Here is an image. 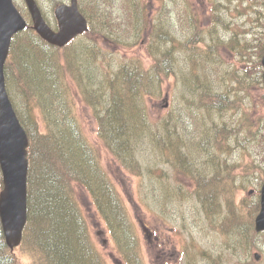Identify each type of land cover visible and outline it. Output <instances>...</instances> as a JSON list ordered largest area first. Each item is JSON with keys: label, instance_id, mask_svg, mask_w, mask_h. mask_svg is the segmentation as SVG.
I'll return each instance as SVG.
<instances>
[{"label": "trees", "instance_id": "1", "mask_svg": "<svg viewBox=\"0 0 264 264\" xmlns=\"http://www.w3.org/2000/svg\"><path fill=\"white\" fill-rule=\"evenodd\" d=\"M134 1L130 2V5H134ZM79 2L80 11L90 25L89 31L84 35L87 39L57 49L47 45L27 28L13 38L7 70L5 68V76L9 83L10 61L12 63L14 57L18 55V49L23 45L30 48L36 59L43 63L41 82L36 85L25 81L21 69L12 63V70L16 74L13 84H16L19 90L22 103L15 111L29 139L28 216L19 247L30 255L31 264H107L92 238L82 206L76 199L74 184H77L88 193L95 214L104 223L125 262L143 264L141 247L125 204L111 184L110 176L102 170L96 146L77 124V117L73 113L74 97L77 95L81 97L80 102H84L90 109L98 123L97 136L100 143L119 164L124 163L133 168L138 150L136 144L153 143L164 152L161 156L166 152L171 155L174 146L170 147L166 139L175 135L178 128H185L184 118L171 119L170 123L166 119L160 120L152 125V128L155 127L157 130L150 129L149 132L151 125L147 123L149 119L144 106L145 97L155 93L158 85L168 75L175 73L172 52L167 47L171 40H175L171 36L170 16L157 25L153 44L146 51L147 54L154 55L150 68L145 69L142 62L136 59L132 65L124 64L108 69L98 63L97 42L103 39L108 42L116 41L115 39H122L130 34L139 38L145 24L143 9L138 8L131 16L121 17L115 12L116 2L113 0ZM256 2L258 3L254 13L256 18H253L252 24L254 30L261 31L263 41L259 40L260 46L256 59L252 61L251 72H255L261 79L264 0ZM195 33L193 31L185 43L189 53V46L198 39L203 42L204 37L209 39V48L222 43L214 38L215 33L212 29H209L206 36ZM254 34L255 37L257 33ZM236 42L231 41L229 46L234 48ZM41 46H44L42 56ZM237 48L249 51L256 47L245 41ZM210 57L205 53L202 62ZM185 61L192 63L193 69L199 67L198 55L187 54ZM181 71L180 78L183 82L181 88L188 90L186 92L193 98L194 104L195 99L197 100L198 108L208 111L206 119L210 117V112L216 111L221 114L224 110L230 109L232 102L224 94L214 92L209 86L208 79L205 77L202 79V74L199 76L196 73ZM199 77L201 87L195 83L199 82ZM184 94L181 92V95ZM178 114H182L181 110ZM206 128L205 125V130L201 132L203 138L195 145L200 152L201 163L198 165L204 168L196 171L198 190L194 197L199 199L202 212L207 216H212L213 211L223 212L217 227L220 228V233L230 238L232 247L237 249L259 234L253 227L259 204L258 199L250 203L244 200L240 206L232 202L228 196L234 185L230 168L237 170V165L232 167L228 158L222 157L229 151L245 149L243 146L245 141L254 134L253 125L249 115H245L241 116L240 121H228L227 124L222 120L216 123V128L209 127L207 130ZM163 133V137L167 138H161L160 135ZM182 141L177 148L175 147L176 150L171 157L188 175L193 173V168L188 167L189 162L186 166L181 151L185 140ZM188 141L189 139L186 142ZM209 141L211 146L207 147ZM230 144L233 148H230ZM167 161L163 160V163L167 164ZM241 168L245 173H253L256 184L261 185L256 180L259 175L260 181H264V169L256 160L252 159ZM249 176L246 175L242 180L248 182ZM34 179L38 188V198L32 202L29 187ZM221 183L226 184V192L219 190ZM250 245H253V242H250ZM0 264H17L14 252H11L4 242L1 224Z\"/></svg>", "mask_w": 264, "mask_h": 264}, {"label": "rangeland", "instance_id": "2", "mask_svg": "<svg viewBox=\"0 0 264 264\" xmlns=\"http://www.w3.org/2000/svg\"><path fill=\"white\" fill-rule=\"evenodd\" d=\"M13 1L24 19L30 23L24 1ZM132 1L113 0L116 2L115 12L121 17L131 16L134 10L142 8L145 15L143 32L139 38L130 34L125 38L115 39L117 42H108L104 39L97 42V60L101 67L108 69L124 64L132 65L136 59L142 62L145 69L150 68L154 55L147 54L146 51L153 44L157 25L170 16L171 36L175 40H171L167 47L172 52L175 73L168 75L158 85L155 93L145 97L144 106L149 125L164 119L170 123L171 119L184 118L185 128H178L180 132L177 129L176 134L168 138L163 137L164 133L160 135L161 138H167L166 142L170 147L174 146L171 155L166 152L161 156L164 152L153 143L147 147L136 144V149L139 150L136 152L133 168L124 163L119 164L100 143L97 136L98 123L86 104L80 102L82 99L78 95L74 97L73 113L86 137L96 146L103 166L102 170L110 176L111 184L125 204L141 247L143 264H264V233L258 234L254 239L241 245L242 247L237 249L232 247L230 238L220 233V228L217 227L223 212L213 211L212 216H207L202 212L199 199L194 197L198 190L196 171L204 168L198 165L201 163L200 152L195 145L202 140L201 132L205 130V125L206 130L209 127L213 129L216 128V123L222 120L228 124V121H240L241 116L245 115H249L254 134L245 141L243 145L245 149L229 151L222 157L228 158L232 167L237 165V170L230 168L234 185L228 196L236 206H240L244 200L250 203L259 196L260 185L256 184L253 173H245L241 168L254 159L264 169V89L262 79H259L255 72H251L252 61L257 57L259 40L262 39L261 31L254 30L252 24L253 18H256L254 13L258 3L256 0H135L134 5H130ZM36 3L48 25L55 28L54 8L59 3L69 4V0H36ZM209 29L215 33L214 38L222 43L209 48V39L204 37L203 42L198 39L189 46V53L185 43L193 31L196 32L195 34L206 36ZM254 32L257 33L255 37ZM85 39L87 38L80 37L77 40ZM231 41H237L234 48L229 46ZM245 41L247 44L252 43L256 48L249 51L237 48ZM43 49L44 46H41V56ZM205 53L211 57L202 62ZM187 54L198 55V68L193 69V64L185 61ZM12 63L21 69L25 81L33 85L41 82L40 73L43 63L36 59L30 48L25 45L19 48L18 55L14 57ZM12 63L10 61L8 67L10 86L7 90L16 109L22 103L19 90L16 84H13L16 74L12 70ZM181 70L199 76L202 74V79L204 77L208 79L209 86L214 92L228 97L232 102L230 109L224 110L221 114L216 111L210 112V117L206 119L208 111L198 108L197 100L195 99L194 104L193 98L186 92L188 90L181 88L183 84L180 78ZM195 83L200 86V77L199 82ZM195 83L193 82L194 86ZM181 92L185 94L181 95ZM180 110L181 115L178 114ZM244 111L247 113L243 114ZM168 127L170 128V125ZM154 129L157 130L155 127ZM188 139L189 141L186 142ZM182 140H185L181 151L186 166L189 162L188 167L193 168V173L188 172V175L171 157ZM210 146L209 141L207 147ZM230 148H233L232 144ZM163 160H168L167 164L163 163ZM246 175H250L248 182L242 180ZM259 178L260 175L256 180L262 183ZM218 188L226 192L225 183H221ZM29 189L31 201H36L38 188L35 179ZM74 193L85 213L92 238L106 263L126 264L104 223L95 214L88 193L77 184H74ZM149 233L153 238H163L165 245L153 247L148 244V237L151 239ZM250 242H253V245L249 246ZM256 254L259 256L258 259L254 257ZM14 258L17 264L32 262L30 255L21 247L14 250Z\"/></svg>", "mask_w": 264, "mask_h": 264}, {"label": "water", "instance_id": "3", "mask_svg": "<svg viewBox=\"0 0 264 264\" xmlns=\"http://www.w3.org/2000/svg\"><path fill=\"white\" fill-rule=\"evenodd\" d=\"M31 16L32 28L48 44L62 48L87 30L76 0L60 5L55 11L58 31L43 20L34 0H24ZM26 27V22L12 0H0V224L5 243L13 251L22 241L27 222L28 137L21 126L5 89L4 64L12 37ZM264 69V55L261 60ZM264 86V71H263ZM256 232L264 231V184L260 192V210L254 220ZM259 258L258 254L254 256Z\"/></svg>", "mask_w": 264, "mask_h": 264}, {"label": "flooded vegetation", "instance_id": "4", "mask_svg": "<svg viewBox=\"0 0 264 264\" xmlns=\"http://www.w3.org/2000/svg\"><path fill=\"white\" fill-rule=\"evenodd\" d=\"M152 234H153V232H152ZM152 234L150 235V233H149L151 239L148 237V240H147L148 244H151L153 247L158 246V245H161V246L165 245L163 238L162 239L160 237H154L153 238Z\"/></svg>", "mask_w": 264, "mask_h": 264}]
</instances>
